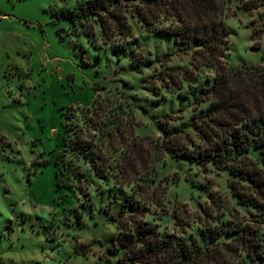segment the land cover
Returning a JSON list of instances; mask_svg holds the SVG:
<instances>
[{
    "label": "rangeland",
    "instance_id": "1",
    "mask_svg": "<svg viewBox=\"0 0 264 264\" xmlns=\"http://www.w3.org/2000/svg\"><path fill=\"white\" fill-rule=\"evenodd\" d=\"M75 3L0 0V264H104L118 232L110 215L129 211V196L146 202L145 220L165 235L195 234L202 220L232 218L233 208L245 214L232 199L226 172L183 159L176 163L173 154L179 153L169 152L163 142L166 131L188 125L208 106L197 98L215 68L199 65L191 43L148 33L132 18L125 50L109 49L100 37L95 49L86 37L71 36L68 22L55 23L56 14ZM261 3L254 10L244 2L231 5L225 19L227 64H264ZM122 96L132 102L134 119L125 120L124 147L118 136L117 151L103 149L115 168L100 177L71 152L70 142L79 134L90 140L84 108L100 97L115 107ZM165 116H171L169 123L162 122ZM135 142L140 148L133 165L114 179ZM70 160L90 178L89 185L66 172L71 185L57 187L56 162ZM214 199L225 204L230 199L231 215L227 211L228 217L218 219ZM200 204L212 208L215 218Z\"/></svg>",
    "mask_w": 264,
    "mask_h": 264
},
{
    "label": "trees",
    "instance_id": "2",
    "mask_svg": "<svg viewBox=\"0 0 264 264\" xmlns=\"http://www.w3.org/2000/svg\"><path fill=\"white\" fill-rule=\"evenodd\" d=\"M249 1L76 0L73 8L56 14L55 23L68 22L71 36L86 37L95 49L100 48L94 44L100 37L113 51L127 48L133 32L130 19H137L148 33L174 38L176 43H191L199 65L215 68V77L197 98L199 104L208 106L194 114L188 125L166 131L163 142L169 152L179 153L173 154L176 163L183 159L206 170L212 165L226 172L232 199L245 211L242 216L233 208L229 218L226 213L231 211V200L225 204L214 199L211 203L218 207V219L228 217L226 220H202L195 234L165 235L145 220L149 212L146 202L129 196L125 206L129 211L110 215L118 232L111 239L104 264H264V64L234 66L223 61L230 49V31L225 23L229 9L234 2H244L253 10L264 2ZM63 30L58 29L62 39ZM132 108L129 97L122 96L115 107L109 98L100 97L82 110L92 129L87 131L90 140H81L79 134L76 143L71 146L70 142V150L89 163L95 175L105 177L107 169L115 168L102 152L105 148L117 151L118 136L125 146V120L133 121ZM126 114L131 117L126 118ZM170 117L165 116L162 122L169 123ZM139 148L137 142L129 144L114 179L133 165L132 155ZM56 165L58 188L71 185L66 182V172L89 185L90 178L72 168L74 160ZM123 183L128 184L126 180ZM200 207L215 218L212 208L207 210L205 204Z\"/></svg>",
    "mask_w": 264,
    "mask_h": 264
}]
</instances>
